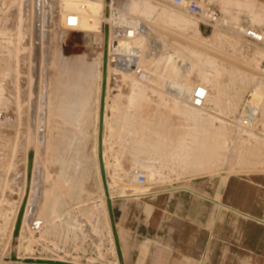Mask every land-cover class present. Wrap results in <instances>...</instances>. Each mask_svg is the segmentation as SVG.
Returning a JSON list of instances; mask_svg holds the SVG:
<instances>
[{
  "label": "rangeland",
  "instance_id": "374dc122",
  "mask_svg": "<svg viewBox=\"0 0 264 264\" xmlns=\"http://www.w3.org/2000/svg\"><path fill=\"white\" fill-rule=\"evenodd\" d=\"M34 1L35 0H0V264H20L14 262L12 257H18L20 254L21 256H32L35 258L42 257L54 259L62 258L69 261L76 260V262L83 264H121L115 245V238L111 243L110 238L107 237L109 230H111L112 233L113 230L107 207V198L104 192L99 161V120L103 80V54L105 51L104 50L102 52V49L105 47V39L100 41L102 36L100 35V32L104 31L105 26L109 22L106 18L112 17L116 10L126 12V0H117L114 4L112 3L113 0H106L107 5L101 9V14L98 18L100 19V22L98 21L99 23L93 27L94 29L88 31L86 30L85 32H78L75 30L77 29L76 27H79L78 22L76 23V21L72 22L73 26L69 25L67 17L70 12H64L60 7V2L63 0H42V3H40V9H42L40 14L42 16V29L40 34L41 39L39 37V41L41 40V44L44 42V56H46L44 57V66L46 65V80L44 86L45 95L43 99V107L39 119L38 130H40H37V132L35 129L33 130V127L30 128L32 126L33 119L28 99V92L30 91L28 72L33 54L35 53L34 47L36 46H34L35 34L33 32L32 36L30 34L34 26L33 19L35 17V11L33 10L34 7L32 8L31 6L33 3L35 4ZM150 1L158 6L152 14L144 16L137 13H129V15L139 18L145 22L154 32V38L161 43V45L155 50L150 46L147 48V52L151 53V56H154L150 63L151 71L153 73V78L150 83L145 84L138 82L134 78L133 74H131V77H126L121 73L116 72L110 59L107 65V93L105 99L103 129V158L107 172L110 198L113 201L114 214L115 203L117 200L141 198L152 193H161L168 190H187L205 197L208 196V194L204 193L201 188H198L201 187L197 186L198 184H215L216 181L221 180L228 174H231L230 176H232V174H236L238 176L264 174V141L260 140H264V124L261 122L260 112L257 115V123L252 131H244L237 123L240 116L244 113L245 102L249 99L254 86L258 85L261 87L262 94H264V54H261L262 52L264 53V45L247 43L241 33H237L236 30L227 26L221 27V30L213 32L215 30L214 27H207L198 22L195 17L186 13V11H182L183 9L181 10L180 7L174 3V0ZM196 1L203 8L205 7L215 11L224 19L226 17L222 16L224 15L223 13L227 10L228 12L232 11L229 18L231 21L234 23L237 22L242 27H247L249 25L258 29L264 28V22L260 25L258 23L257 27L256 22L255 25H253L254 22L251 23L252 21L248 15H245L242 11H240V13L238 12L240 8H237L234 3L239 0ZM244 1H246L245 3L250 2L249 0H242V3ZM43 2L46 3V5L43 4ZM109 5L112 6L109 7ZM255 5L256 8L258 7L256 10L264 11V0H256ZM163 7L184 14L190 20H193L196 24L195 26L198 25L200 27L202 33L193 36L195 38H191L192 36L187 30L180 26L172 25L169 14H159L161 13V8ZM31 9L33 10L34 16L31 13ZM108 13H110V16H108ZM101 15L105 18V20H103ZM233 15H236L235 18L238 17L241 19H237L239 20L237 21L234 19ZM243 16L246 18H242ZM31 20H33V22ZM91 20L92 22L94 21L93 19ZM103 21L106 22L104 23ZM224 21L229 22L228 20ZM42 23H44V25H42ZM233 26H236V24ZM202 41L207 44L202 43ZM30 43H32V45ZM210 45H213V47ZM110 47L111 50L116 49L113 43H110ZM222 51H225V54H230L232 58H237L239 60V67L236 64L234 65L237 67L232 64L233 60L228 61L230 60L228 59L226 60L228 62H226L224 59L225 56L223 57L224 60H222V58L219 57V54H221L219 52ZM183 62H188L200 70L202 69L210 72L214 71L217 65L223 67L220 74L222 76L219 77V80L224 83L225 88H222V90L225 89L224 94L226 95L224 97L225 99L235 97V108L237 110L233 109L230 112L223 113L219 106H216L214 102L208 101L206 107H204L202 111L216 117L217 119L224 120L231 125V133L242 139L243 143H241V155L248 159L247 162L237 164L233 167L235 169H232L229 166H224L220 169V171L213 174H203V172L191 173L189 170H173L172 167L169 166L162 170L163 176L160 174L158 175L156 166H150L149 168H144L142 166L143 164L149 162L151 164L152 161L155 164L157 160H160L157 162L160 163L161 160H163L161 159L163 158L162 154L167 153L169 150V148L167 149L164 147V149L156 151V154L153 150L152 151L154 153L149 151L145 154V156L141 154L140 157L142 159L139 162L141 166L138 163L136 165L134 164V166L127 167L126 164L133 163L131 161L126 162V159L129 156L128 149L129 152H131V145L133 143L132 140H135L137 136L135 134L132 135V132H130L131 130L129 129V133H125L127 136V138H125V131H121V129H125L121 126L122 123L118 121L117 113L118 111L124 112L123 109H126L131 113L135 112L137 114L136 117L140 115L138 117L139 120L141 118H148L147 121L151 118V114L154 112L155 116H152L150 119L153 122H150L149 120L148 123V130L150 132L149 137L152 136L151 141L153 142L157 138L156 135H153V132L155 131H162L166 133L165 137L167 138L169 144H171V142L176 143L181 141L193 132L198 136L199 141L203 142L205 147L214 146L217 144V141L220 140L217 139V135L214 134L213 129H209V127L200 119L195 121L193 117L185 111L186 105L193 106L191 103L186 100H179L175 97L166 96L163 92H161L164 84H170L171 76L173 77L171 79H176V82H182L186 89L197 87L210 89L214 86L215 81L213 79L207 80L204 76H199L198 73L193 72L190 75H184L183 69L181 68V64ZM236 69L238 72L232 73ZM238 73H241V76ZM242 74H246L247 76H243ZM251 76L252 79L254 78V81L252 80V82L250 80ZM238 77L241 78L239 79ZM245 80L247 81L245 82ZM72 83H75L78 86V97L75 99L71 98L73 94L67 95L66 93L67 89L71 87H66V85ZM133 84H135V88L133 87ZM244 84H248V87L251 86L250 89ZM235 87L237 88L235 89ZM132 91L134 93L133 99L129 102V96ZM212 92L215 93L214 90ZM144 94L148 96L147 103L149 106L148 104L147 107L145 105L142 111L138 108V105L140 98ZM240 95L243 98H241ZM82 99L83 101H81ZM84 100L86 103H84ZM110 101L111 104L109 105ZM80 102L81 104L83 103L82 106ZM119 108L121 109L119 110ZM29 109L31 113H28L29 111L27 112ZM108 109H110L112 117H115L114 119H110ZM80 110L83 115H80ZM121 112H119V116L122 114L125 115V113ZM75 113L82 119L80 120ZM78 118L79 120L77 122ZM108 120H110V123H108ZM117 122L121 125L116 124ZM27 124L29 126H27ZM119 127L121 129H118ZM30 129H32V133H30ZM68 130H70V132ZM120 131L121 133L123 132L121 137L124 139L121 141L122 138L120 139L118 137L120 141H117L118 138L115 140V137L118 136ZM68 132L71 135L69 137L70 141L68 139ZM84 132H86L87 135H83ZM107 132L110 133L107 135ZM117 132L119 133L117 134ZM126 132L128 131L126 130ZM59 133L63 136H60ZM130 133L132 137L129 136V138L131 137L129 139L128 134L130 135ZM105 136L107 138L106 141ZM59 137H63V139H60ZM55 139H57V142L59 141V144L61 141L62 144L58 145ZM65 141L69 142L66 143ZM116 142L119 143L117 144ZM64 144H67L68 146ZM61 145L64 146L59 148ZM133 145H135V141ZM147 147L150 149V146ZM169 147L171 148V146ZM26 151L28 152V155ZM30 153H32V167L31 172L29 173V170L26 168V164H29L28 158ZM108 154L110 157L107 161ZM153 154L155 161L152 158ZM156 156H161V158H157ZM58 157L59 159L66 158V161L70 160L69 164H66L68 161L65 162L64 159L62 160L64 163H62L61 159L59 160ZM75 157L78 158L75 159ZM71 158L75 162H71ZM34 160L36 161L35 163ZM79 160L81 161L79 162ZM145 160L146 162L144 163ZM59 162H61V167L64 164L63 166L67 171L63 167L62 170ZM77 162H79V164H76ZM27 167L29 169L28 165ZM24 168L27 171H25ZM60 170L66 171H64V173L67 175L68 179H72L73 177L77 181L80 179L79 183L82 184L83 182L81 185L83 191L87 190V192L84 191L86 194H83L85 196L81 197L83 198L82 200H85L87 205L92 204V206H96V217L93 219L90 217L89 219L92 220L94 225H98L99 223L101 225V248L96 244L100 243V240L95 239L101 238V236H95L92 231L91 223L88 221L89 216L87 215V218L84 216V211H86L89 207H81L78 205L76 206L74 212H71L70 210L72 209V206L69 202H67L70 200L69 198L71 196V194L67 195L69 193L67 188L71 186L65 187L64 184L61 185V189L64 191H61L64 197V203L62 205V208H64L62 209V215L64 216L61 215V218L64 217L66 221L73 219L77 220V222L82 226L80 229L81 233L73 231L74 233L70 232L68 235L69 237L65 233H61L60 235H56L55 233L53 235L51 233H45L44 235L46 236H42L41 228L43 227L44 229L46 217L41 215L40 207L43 204V200L46 202V199L50 198L49 195L46 198L47 193L54 187V182H56L55 184L58 183L57 179L59 180V176L63 174ZM24 171L26 173H24ZM147 172H153L155 174V179L153 176L148 175ZM137 173L145 174L146 182L144 184L146 188L140 186L141 182H139L137 178ZM33 175L35 179L33 178ZM76 177L79 178L77 179ZM25 178L28 179L25 180ZM143 190L145 191L143 192ZM24 193L26 194L24 195ZM49 193L51 194V192ZM23 197H25V199H23ZM20 198H22L21 200L23 202L26 200V204L20 225L21 231H19L18 237H15L14 234L17 224L12 226L15 222L12 217H16L15 219L18 221L21 205H23L22 201L20 202ZM17 205L20 207L18 213L16 208ZM14 209L16 211H14ZM6 212H8V215L4 217L3 214ZM69 212H71V215L68 214ZM40 218H42L43 221ZM64 219L61 221H64ZM97 221L99 222L98 224ZM106 222L110 229L105 227ZM48 225H50V223H48ZM34 226H36V228ZM22 228L25 229L23 230ZM11 234L12 236H10ZM37 234H39L38 239ZM22 235L23 238H25L24 240L21 237ZM32 236L36 238V242ZM15 238L20 239H17V242ZM30 238H32V240H30ZM54 238L56 240H53ZM74 239L77 240V243ZM19 241L20 243H24L26 245H29L30 242V244H32L30 245L32 246L31 249L28 250L21 247ZM42 241L44 242L43 244ZM52 241H54V243ZM24 249L28 251L26 252ZM123 258L125 264L126 256L124 253Z\"/></svg>",
  "mask_w": 264,
  "mask_h": 264
},
{
  "label": "bare ground",
  "instance_id": "6f19581e",
  "mask_svg": "<svg viewBox=\"0 0 264 264\" xmlns=\"http://www.w3.org/2000/svg\"><path fill=\"white\" fill-rule=\"evenodd\" d=\"M61 1V0H60ZM115 1H117V0H113V4H114V2ZM167 1V0H166ZM168 1H173V0H168ZM248 1V0H247ZM250 2H248V3H245L246 1H244L243 3H242V0H239V1H237V2H235L234 4L236 5V7L237 8H240L239 9V13H240V11H242V13L244 12L245 13V15H248L249 16V18L251 19V23H253L254 22V24L253 25H255V22H256V24H257V27H258V23H259V25L261 24V23H263L264 22V11L262 10V11H259V10H256L257 8H256V5H255V1L254 0H249ZM33 2V1H32ZM35 2V4L33 5H31L32 6V8L34 7V11H35V17H34V19H33V17H32V19L34 20V22H33V20H31L32 22H33V31L31 30V36H32V32L35 34V43H34V46H32V47H34L35 49V53L33 54V58H32V60H31V63H30V66H29V95H28V99H29V104H30V108H31V112H32V119H33V123H32V126H31V124L28 122V124H30V128H32L33 127V130L35 129L36 130V132H37V130H38V128H39V119H40V115H41V110H42V105H43V99H44V95H45V92H44V86H45V80H46V78H45V66H44V57H46V56H44V45H43V43L41 44V40L39 41V37H40V34H41V29H42V26H41V10L42 9H40L41 7H40V3H42V0H35L34 1ZM61 4H60V7H61V9H62V11H64V12H70V13H68L69 14V16L67 17V20L69 21V24H72V22L73 21H76V23L78 22V26L79 27H76L77 29H75V30H77L78 32L80 31V32H85L86 30L88 31V30H92V29H94L93 27H95L100 21V19H98L99 18V15L101 14V9L102 8H104L107 4H106V0H63V1H61L60 2ZM43 4H45L46 5V3H44L43 2ZM258 4V3H257ZM125 5H127V9H126V12L125 11H120V10H116L115 11V14L112 16V17H109V18H106V20L107 21H109L108 22V24H107V26L109 27V42H108V61H109V59L111 60V62H112V65H114V69H115V71L116 72H119V73H121L122 75H124V76H126V77H131V74H133V76H134V78L138 81V82H142V83H145V84H149L150 83V81H151V79L153 78V73H152V71H151V65H150V63H151V60L153 59V57L154 56H151V54L150 53H147V50H146V47H147V43L148 42H150V43H155L156 45H158V46H160L161 45V43H160V41H158V40H156L154 37H155V34H154V32L151 30V28L145 23V22H143L141 19H139V18H136V17H133L132 15H129V13L130 14H132V13H137V14H141V15H144V16H148L149 14H152L156 9H157V7L158 6H156L154 3H152L150 0H126V3H125ZM112 5H109V7H111ZM259 6V5H258ZM114 7V6H113ZM179 7V6H178ZM235 7V8H236ZM205 8V7H204ZM236 8V9H237ZM44 9V8H43ZM180 9L182 10L183 8H181L180 7ZM261 9V8H260ZM32 10V9H31ZM33 10H32V15H33ZM161 13H159L160 15H162V14H165V15H167V14H169V16H170V18H171V21H172V25H174V26H180V27H182L183 29H185V30H187L190 34H191V38H195V37H193V36H195V35H197V34H200V33H202V31L200 30V27L197 25V26H195L196 24L193 22V20H190L187 16H185L184 14H182V13H178V12H176L175 10H171V9H169V8H161ZM238 10V9H237ZM43 11H45V10H43ZM182 11H184L185 12V10L183 9ZM229 11H231V10H229ZM232 12V11H231ZM231 12H228V10L227 11H225L223 14L224 15H222V16H224V17H226L225 19L224 18H222L221 17V22H220V24H218V25H216L215 27H214V31L213 32H216V31H219V30H221L222 28L221 27H224V26H227V27H230V28H233L234 30H236V32L237 33H241V31L243 30V28L245 27H242L240 24H238L237 22L236 23H234L233 21H231V19L229 18V16H230V14H231ZM187 13V12H186ZM233 14V13H232ZM238 15V14H237ZM34 16V15H33ZM64 16H65V14H64ZM108 16H110V13H108ZM234 16V15H233ZM236 16V15H235ZM235 16H234V19H241V18H235ZM248 16H247V18H248ZM101 17H102V15H101ZM103 18V17H102ZM232 18V17H231ZM242 18H244V16L242 17ZM246 18V17H245ZM244 18V19H245ZM249 18H248V20H249ZM22 19V18H21ZM91 19H93L94 21L92 22V20ZM234 19H232V20H234ZM103 20H105V18H103ZM224 20H228L229 22H227V21H224ZM239 20H237V21H239ZM30 21V22H31ZM99 21V22H98ZM31 22V23H32ZM104 23L106 22V21H103ZM230 22H232V23H234V24H236V26H238V27H236V26H233L234 24H232V23H230ZM249 22V21H248ZM132 24V25H140L141 26V28L143 29V31L144 32H140L139 34H137V35H135V36H133V37H129V36H127V35H123L119 30H116L115 28H114V25H119V26H122V25H127V24ZM32 25V24H31ZM42 25H44V23H42ZM73 25V24H72ZM74 25H77V24H74ZM240 25V26H239ZM252 25V24H251ZM249 26V25H248ZM262 26V25H261ZM263 26H264V24H263ZM32 27V26H31ZM44 29V28H43ZM69 30V29H68ZM42 33L44 34V32L42 31ZM43 34H42V36H43ZM100 35H102L101 36V40L100 41H102L103 39H105V28H104V31H102V32H100ZM44 37V36H43ZM40 39H41V37H40ZM42 39H44V38H42ZM34 40V39H33ZM31 42H33L32 40H30ZM29 41V42H30ZM201 42V41H200ZM110 43H113V45H114V47L116 48V49H114V50H111V47H110ZM202 43H205L204 41H202ZM31 45H32V43H30ZM205 44H207V43H205ZM30 45V46H31ZM211 47H213V45H210ZM31 48V47H30ZM142 49V51H138V58H136L135 57V49ZM29 50H31V49H29ZM33 50V51H34ZM105 50V47L102 49V52ZM219 50V49H218ZM218 50H217V53H218ZM32 51V50H31ZM130 51V52H129ZM219 51H221V50H219ZM30 52V51H29ZM105 52V51H104ZM225 52V51H224ZM223 51L222 52H219V53H221V54H219V57H221L222 58V60H224L225 59V61L226 60H228V59H230V60H228V61H231V60H233L232 61V64L234 65V64H236L238 67H239V60L237 59V58H232L231 57V55L229 56L227 53V55L224 53ZM259 52V51H258ZM261 52V51H260ZM31 53H33V52H31ZM261 54H264L263 52L261 53ZM221 55H223V56H221ZM31 56V55H30ZM103 56H104V54H103ZM225 56V58L223 59V57ZM31 59V58H30ZM134 59V61L135 62H137L140 66H142V67H144L147 71H148V78L146 79V80H144V81H142V80H139L136 76H135V74H134V72L133 71H131V70H129V69H127V60H129V61H132ZM45 60H46V58H45ZM228 61H226V62H228ZM46 62V61H45ZM231 64V65H232ZM108 65V64H107ZM232 65V66H233ZM236 65H234V66H236ZM248 65H250V64H248ZM187 66V67H186ZM236 66V67H237ZM186 67V68H185ZM181 68L183 69V74L184 75H190L191 73H198L199 74V76H204L207 80H214L215 81V84H214V86H212L210 89H207V88H205V89H207V91H208V96H207V100H206V105H207V102L208 101H210V102H214L215 103V105L216 106H219L220 107V110L224 113H227V112H230V111H232L233 109H236L235 108V106H236V101H235V97L233 98H228V99H225V95L226 94H224L225 92H224V90H222V88L224 87V83H222L220 80H219V77L220 76H222V75H220L221 74V70H222V66H219V65H217L216 67H215V70L214 71H212V72H210V71H207V70H200L199 68H197V67H195V66H193V65H191L190 63H188V62H183L182 64H181ZM224 68H226V67H224ZM234 69V68H233ZM238 69V68H237ZM235 70V71H233L232 73H237L238 72V70ZM247 70V69H246ZM224 71V70H223ZM244 71V70H243ZM223 73V72H222ZM252 73V72H251ZM174 74H175V69H174ZM223 74H225V73H223ZM230 74V73H229ZM238 74H240V76H241V73H238ZM252 74H254V73H252ZM251 74V75H252ZM173 75V74H172ZM243 76H247L246 74H242ZM236 76H237V74H236ZM252 76H254V75H252ZM252 76H251V78H250V80H251V82H252V80L254 79H252ZM250 77V76H249ZM171 78H173L172 76H171ZM170 78V84H164V86H163V88L161 89V92H163L166 96H170V97H175V98H177V99H179V100H186V101H188L189 103H191V97H192V94H193V92L198 88H190V89H186L184 86H183V83L182 82H176V79H171ZM239 78V77H238ZM241 78V77H240ZM239 78V79H240ZM243 78V77H242ZM256 78V77H255ZM235 80V79H234ZM243 80V79H242ZM235 81H237V80H235ZM241 81V80H240ZM247 80H245V82H246ZM254 81V80H253ZM250 82V81H249ZM240 83V82H239ZM241 83H243V82H241ZM254 83V82H253ZM256 83V82H255ZM134 85L135 84H133V87H134ZM137 85V84H136ZM236 85V84H235ZM244 85H246L247 87H248V84H244ZM69 86H71L70 88H68L67 89V91H66V93H67V95H72V99L74 98H77L78 97V86L75 84V83H72V84H68V85H66V87H69ZM242 86V85H241ZM260 86H261V84H260ZM136 87V86H135ZM134 87V88H135ZM251 87V86H250ZM250 87H248L249 89H250ZM134 88H132V89H134ZM202 88H204V87H202ZM225 88V87H224ZM237 87H235V89H236ZM247 88V89H248ZM232 89H233V87H232ZM248 89V90H249ZM136 90V89H135ZM142 90V89H141ZM214 90L215 91V93H213L212 91ZM240 90H242V89H240ZM227 91V90H226ZM245 91V90H244ZM247 91V90H246ZM237 92V91H236ZM146 93V92H145ZM242 93V92H241ZM133 91H132V93H131V95L129 96V102L130 101H132V99H133ZM143 94V93H142ZM246 94V93H245ZM243 95V94H242ZM234 96V95H233ZM240 97H241V95H240ZM71 98H70V101H71ZM167 98V97H166ZM237 98H238V96H237ZM241 98H243V97H241ZM247 98V97H246ZM148 99V96L147 95H143L141 98H140V100H139V105H138V108H140V110H142L143 109V107L146 105V107H147V100ZM163 99H165V98H163ZM239 99V98H238ZM81 101H83V99L81 100ZM28 103V102H27ZM70 103V102H69ZM84 103H86L85 102V100H84ZM132 103V102H131ZM68 104V103H67ZM80 104H81V102H80ZM72 105V104H71ZM83 105V103L81 104V106ZM206 105H205V107H206ZM67 106V105H66ZM148 106H149V104H148ZM85 107H86V104H85ZM237 107H238V105H237ZM78 108V107H77ZM83 108H84V106H83ZM80 109V108H79ZM79 109H78V112H79ZM121 108H119V110H120ZM128 109V108H127ZM204 109V107H202V108H197V107H194V106H188V105H186L185 106V111H187L192 117H193V119L195 120V121H197V120H201L205 125H207L208 127H209V129H213L214 130V134H216L217 135V139H220L219 141H217V144L216 145H214V146H207V147H205V145H203V142H200L199 141V138H198V136L193 132L192 134H189V136L188 137H186L185 139L183 138V140H181V141H178V142H176V143H172L171 142V144H169L168 143V140H167V138L165 137V134L166 133H164V132H162V131H158V132H153V135H156L157 136V138L155 139V141L153 142V141H151V138H152V136H150L149 137V135H150V132H149V130H148V128H149V120L152 118V116H155L154 115V112L151 114V118H149V120L147 121V119H140L139 120V116H137L136 117V113L134 112V113H131V112H129V111H127L126 109L124 110L123 109V111L124 112H121V111H118V113H117V116H118V121L120 122V123H122V125L121 124H118V122L116 123V124H118V125H121V126H123V129H125V130H122L120 127L118 128V129H121V131H125L124 132V135L126 136V134L125 133H129V129L131 130L130 132H132V135L133 134H135L136 136H137V138H136V136H135V140L133 139L132 140V142L134 143V141H135V146H136V148L135 149H138V153L136 152V153H134L135 155V157H134V164L136 165V164H138L140 161H141V154H143L144 156H145V154L147 153V152H149V151H155V154L157 153L156 151H160V150H162V149H164V147L165 148H169V150L167 151V153H163L162 154V157L163 158H161V156H158L159 158H161V159H163V160H161V162L160 163H157V162H159L157 159V164L155 163H153V161H152V163L150 164V162L149 163H146V164H143L142 166L144 167V168H149L150 166H156L157 167V173H158V175L160 174V175H162V170L163 169H165L166 167H169V166H171L172 167V169L173 170H186V171H190L191 173H198V172H203V174H213V173H216V172H218V171H220V169H222V167H224V166H229V167H231L232 169H235V168H233L234 166H236L237 164H241V162H247V160L248 159H246L244 156H242L241 155V151H242V146H241V143H243L242 142V139L239 137V136H235V135H233L232 133H231V131H230V124L228 123V122H226V121H224V120H221V119H217L216 117H213V116H211V115H209V114H206V113H204L202 110ZM68 110H69V108H68ZM237 110V109H236ZM29 111V112H28ZM67 111V110H66ZM143 111V110H142ZM148 111V110H147ZM27 112L28 113H31L30 112V109L29 110H27ZM75 112V111H74ZM83 112V111H82ZM119 112H121V113H125V115L124 114H122L121 116H119ZM151 112V111H150ZM234 112V111H233ZM259 112H260V119H261V122L264 124V94H262V88L261 87H259L258 85H255L254 86V89H253V91L251 92V94H250V97H249V99L245 102V106H244V114H250V115H252V117H253V120H254V124H253V126L251 127L252 129H244V128H242L244 131H252L253 130V128L255 127V125H256V123H257V115L259 114ZM26 113V112H25ZM68 113V112H67ZM71 113V112H70ZM138 113V112H137ZM157 113V112H156ZM232 113V112H231ZM82 113H81V110H80V115H81ZM141 114V113H140ZM29 115H31V114H29ZM75 115L77 116V117H79L76 113H75ZM83 115V114H82ZM115 115V114H114ZM135 115V116H134ZM142 115V114H141ZM116 116V117H117ZM142 117V116H141ZM147 117V116H146ZM31 118V117H30ZM74 118V117H73ZM80 118V120L82 119L81 117H79ZM79 118L77 119V122H78V120H79ZM115 118V117H114ZM113 118V119H114ZM138 120H137V119ZM106 119H107V116H106ZM31 120V119H30ZM67 120V119H66ZM116 120V119H115ZM138 122H137V121ZM142 120V121H141ZM153 120H154V118H153ZM27 121H28V119H27ZM32 121V120H31ZM70 121V120H69ZM109 121V122H108ZM107 122L108 123H110V120H108ZM159 121V120H158ZM75 122H76V120H75ZM150 122H153V121H151L150 120ZM160 122V121H159ZM241 122V121H240ZM106 123V122H105ZM27 124V126H29ZM107 124V123H106ZM115 124V125H116ZM109 126V125H108ZM117 126V125H116ZM50 128V127H49ZM111 128V127H110ZM114 129V128H113ZM134 129H135V131H134ZM31 130V132L30 133H32V129H30ZM40 130V129H39ZM38 130V131H39ZM126 130L128 131V132H126ZM133 130V131H132ZM28 131V130H27ZM69 132H70V130H68ZM121 131H120V133L119 132H117V134H118V136H117V134H116V136L117 137H115V140H116V138H122L121 136V134H123V132L121 133ZM51 132H52V130H51ZM68 132V134H69V136L67 135V134H65V135H67L68 136V139H69V137L71 136L70 135V133ZM66 133H67V131H66ZM27 134H28V132H27ZM52 134V133H51ZM86 134V132H84L83 133V135H85ZM31 135V134H30ZM59 135H60V133H59ZM64 135V136H65ZM87 135V134H86ZM27 136V135H26ZM51 136V135H50ZM60 136H63V135H60ZM81 136H82V134H81ZM129 136H131V133H130V135L128 134V138H129ZM52 137V136H51ZM88 137V136H87ZM86 137V138H87ZM132 137V136H131ZM130 137V138H131ZM28 138H29V136H28ZM57 138H58V136H57ZM60 138V137H59ZM65 138V137H64ZM83 138H85V137H83ZM113 138V137H112ZM119 138H118V140L117 141H120L119 140ZM125 138H127V136L125 137ZM129 138V139H130ZM155 138V137H154ZM30 139V138H29ZM52 139H54V138H52ZM60 139H63V137L62 138H60ZM88 139V138H87ZM124 138H122L121 139V141L123 140ZM208 139V138H207ZM50 140H51V138H50ZM56 140V142H57V139H55ZM65 140V139H64ZM67 140V139H66ZM107 140V138H106V136H105V141ZM127 140V139H126ZM260 140H262V141H264L263 139H260ZM69 141H70V139H69ZM69 141H65L66 143H68ZM104 141V142H105ZM131 141V140H130ZM59 142V141H58ZM57 142V143H58ZM63 142V141H62ZM64 142V143H65ZM124 142V141H123ZM126 142V141H125ZM128 142H129V140H128ZM28 143H31V142H28ZM117 143V142H116ZM119 143V142H118ZM117 143V144H118ZM122 143V142H121ZM133 143H132V145L131 146H133ZM53 144H56V143H53ZM60 144H62L61 143V141H60ZM59 143H58V145H60ZM123 144V143H122ZM137 144V145H136ZM64 145H67V144H64ZM63 145V146H64ZM31 146V145H30ZM55 146V145H54ZM62 145L59 147V148H62L63 147ZM68 146V145H67ZM147 146H150V149L147 147ZM167 146V147H166ZM169 146H171V148L169 147ZM51 147H52V145H51ZM66 147V146H65ZM65 147H64V149H65ZM152 147V148H151ZM28 149V148H27ZM32 149V148H31ZM54 149H55V147H54ZM57 149V148H56ZM64 149H63V151H64ZM134 149V148H133ZM29 150H30V148H29ZM52 150V149H51ZM62 150V149H61ZM28 151V150H27ZM26 151V152H27ZM152 151V153H154ZM165 151V150H164ZM54 152V151H53ZM52 152V153H53ZM34 153V152H33ZM35 153H36V150H35ZM51 153V154H52ZM132 153V152H131ZM151 153V154H152ZM26 154V153H25ZM63 154V153H62ZM138 154V155H137ZM27 155H28V152H27ZM160 155H161V152H160ZM36 156V155H35ZM53 156V155H52ZM51 156V157H52ZM54 156H56V155H54ZM61 156V155H60ZM76 156V155H75ZM137 156H138V159H137ZM147 156H148V154H147ZM150 156V155H149ZM74 157V156H73ZM143 157V156H142ZM154 157V154H153V156H152V158ZM157 157V156H156ZM157 157V158H158ZM36 158V157H35ZM56 158V157H55ZM63 158V157H62ZM78 157H75V159H77ZM132 158V157H131ZM155 158V157H154ZM154 158H153V160H154ZM29 164H26V168H27V170H29L28 172L30 173L31 172V167H32V153H30L29 154ZM58 159H59V157H58ZM61 159V158H60ZM59 159V160H60ZM64 160L66 159V158H63ZM63 159H61V161L63 160ZM74 159V158H73ZM74 159V160H75ZM81 159V158H80ZM118 159V158H117ZM150 159V158H149ZM37 160H38V157H37ZM52 160H54V159H52ZM82 160V159H81ZM81 160H79V162L81 161ZM151 160V159H150ZM167 160V161H166ZM50 161V160H49ZM55 161H56V159H55ZM58 161V160H57ZM68 161V163H66V164H69V162H70V160H67ZM66 160H65V162H67ZM155 161V160H154ZM36 161L34 160V163H35ZM71 162H75V161H73L72 160V158H71ZM79 162H77L76 164H79ZM146 162V160L144 161V163ZM251 162V161H250ZM26 163V162H25ZM60 163V167H61V162H59ZM62 163H64V161H62ZM143 163V162H142ZM37 164V163H36ZM65 164V165H66ZM140 164V163H139ZM27 165L29 166V169H28V167H27ZM38 165V164H37ZM64 165V164H63ZM62 165V167L64 168V166ZM70 165H71V163H70ZM73 165V164H72ZM140 166H141V164H140ZM33 167H34V165H33ZM61 167V168H62ZM63 168H62V170H63ZM231 168H230V170H231ZM25 169V168H24ZM65 169V168H64ZM26 169H25V171H27ZM66 170V169H65ZM64 170V171H65ZM24 171V173H26ZM36 171V170H35ZM61 171V170H60ZM60 171H59V173H60ZM64 171H61V172H63V174H61L60 176H59V180H61V181H59L58 179H57V181H58V183L57 184H55L56 182H54V187L52 188V189H50V191L49 192H51V194L48 192L47 193V195H46V198L48 197V195H49V199L47 198L46 200V202L43 200V204L41 205V207H40V212H41V215L43 216V217H46V220H45V226H44V229H46L45 227H46V225H48V223H50V229H49V233H51V234H58V235H60L61 233H65L67 236L70 234V232H80L81 233V231H80V229H81V225H80V223H78L77 222V220H75V219H73V220H65L64 219V217L63 218H61V215H62V209H64V208H62V205H63V203H64V197H63V195H62V192L61 191H63L62 189H61V185H65V187L67 186H71V187H69V188H67V190H68V192H66V193H68L67 195H69V194H71V196H70V200H66L67 202H69L70 204H71V206H72V209L70 210L71 212L73 211L74 212V210L76 209V206H78V205H80L81 207L83 206V207H89V208H87L86 209V211H84V216L87 218L88 216V221L91 223V227H92V231H93V233L95 234V236H101V234H100V232H101V225H100V223L97 221V224L98 225H94L93 223H92V220H90L89 218L90 217H92V219L94 218V217H96V214H97V208H96V206H92V204L90 205V204H88L87 205V203L85 202V200H82L83 198H81L82 196H85V195H83V194H86V193H84V191H83V188H82V184H83V182H82V184L81 183H79V180L77 181V180H75V178L73 177L72 179L71 178H67V175L64 173ZM67 171V170H66ZM65 171V172H66ZM233 171V170H232ZM235 171H238V170H235ZM243 171H245V170H243ZM247 171V170H246ZM172 172V171H171ZM228 172V171H227ZM231 172V171H230ZM34 173V172H33ZM148 173V175H150V176H153V178L155 177L154 175V173L153 172H147ZM175 173V172H174ZM188 173V172H187ZM189 174V173H188ZM218 174V173H217ZM26 175V174H25ZM27 175H28V173H27ZM59 175V174H58ZM84 175V174H83ZM185 175V174H184ZM230 175L231 174H228L227 176H225V177H223V179H228L229 177H230ZM233 175V174H232ZM236 175V174H235ZM163 176V175H162ZM25 177H27V176H25ZM83 177V176H82ZM169 177V176H168ZM33 178H34V175H33ZM33 178H32V180H33ZM77 178V177H76ZM79 178V177H78ZM77 178V179H78ZM85 178V177H84ZM28 179V178H27ZM26 178H25V180H27ZM35 179V178H34ZM56 179V178H55ZM149 179V178H148ZM147 179V180H148ZM155 179V178H154ZM210 180V179H209ZM81 181H82V178H81ZM168 181V180H167ZM25 182H27V181H25ZM24 182V183H25ZM33 182H34V180H33ZM148 182H149V180H148ZM147 182V183H148ZM161 182V181H160ZM163 183H164V181H163ZM66 184H70V185H66ZM71 184H73V185H71ZM25 185V184H24ZM140 186L141 187H145V184L144 183H141L140 184ZM26 187V186H25ZM25 187H24V189H25ZM28 187V186H27ZM33 187V186H32ZM84 187V186H83ZM137 187V186H136ZM63 188V187H62ZM140 188V187H139ZM146 188V187H145ZM27 189V188H26ZM84 189H85V187H84ZM142 189V188H141ZM52 190V191H51ZM26 191V190H25ZM145 190H143V192H144ZM64 192V191H63ZM85 192H87V190L85 191ZM45 193V192H44ZM26 193H24V195H25ZM31 194V193H30ZM29 194V195H30ZM64 194V193H63ZM66 195V196H67ZM74 195V196H73ZM27 196V195H26ZM22 197V196H21ZM52 197V198H51ZM69 197V196H68ZM205 197H207V198H209V199H211V200H213V202H216V203H220V197L219 196H216V198H213V197H211L210 195H208V196H205ZM45 198V197H44ZM22 198H20V202L22 201L21 200ZM23 199H25V197H23ZM140 198H134V199H128V201H130V202H132V201H137V200H139ZM71 201V202H70ZM205 201V200H204ZM19 203V202H18ZM22 203H23V205H21V203H20V205H21V210H20V207L17 205V213H18V211L20 210V213H19V217H18V221H16V217L15 218H13L12 217V219H14L15 220V222H14V225H12V226H15L16 224V230H15V234H14V236L15 237H18V233H19V231H21L20 230V225H21V221H22V218H23V213H24V210H25V204H26V200H24V202L22 201ZM66 203V202H65ZM86 203V204H85ZM209 203V202H208ZM82 204H84V205H82ZM46 205V206H45ZM220 205V204H219ZM68 206H69V204H68ZM222 207H225L224 205H221ZM73 207H75V208H73ZM15 208V209H16ZM220 208V207H219ZM230 208V207H229ZM14 209V211H16ZM28 209H29V206H28ZM28 209H27V211H28ZM214 210H215V208H214ZM5 212V211H4ZM71 212H69L68 214H70L71 215ZM8 215V212H6V213H4L3 214V216L5 217V216H7ZM14 215V214H13ZM16 215V214H15ZM18 215V214H17ZM26 215V214H25ZM88 215V216H87ZM27 216H28V214H27ZM41 216V217H42ZM62 216H64V215H62ZM98 217V216H97ZM27 218V217H26ZM99 218V217H98ZM97 218V219H98ZM251 218V217H250ZM42 221H43V219L42 218H40ZM62 219H64V221H61ZM188 221H189V219H187ZM13 221V220H12ZM26 221H27V219H26ZM195 221V220H194ZM197 221V220H196ZM213 221V220H212ZM211 221V222H212ZM187 222V221H186ZM189 223V222H188ZM13 224V223H12ZM27 224V223H26ZM37 224V223H36ZM40 224V223H39ZM190 224V223H189ZM23 225V224H22ZM190 225H192V222H191V224ZM195 225V224H194ZM200 225V224H199ZM11 226V227H12ZM175 226H177V225H175ZM196 226V225H195ZM210 226H212L213 227V225L211 224ZM35 228H36V226H34ZM105 227L106 228H108V229H110L109 228V225L107 224V222H106V224H105ZM188 227H189V225H188ZM199 227V226H198ZM15 228V227H14ZM14 228H13V230H14ZM192 228H193V226H192ZM194 228H196V227H194ZM23 229V228H22ZM25 229V228H24ZM23 229V230H24ZM211 229V228H210ZM213 229V228H212ZM22 230V231H23ZM34 231H36V230H34ZM130 231V230H129ZM193 231H195V230H193ZM200 231V230H199ZM210 231V230H209ZM213 231V230H212ZM13 232V231H12ZM11 232V233H12ZM44 232H45V230H44ZM73 232V233H74ZM128 232V231H127ZM191 232V231H190ZM197 232V231H196ZM72 233V234H73ZM92 233V234H93ZM198 233V232H197ZM24 234H25V232H24ZM23 234V235H24ZM71 234V235H72ZM76 234V233H75ZM192 234V233H191ZM195 234V233H194ZM199 235H200V233H198ZM23 235L21 236L22 237V239L24 240L25 238H23ZM33 235V234H32ZM64 235V234H63ZM193 235V234H192ZM199 235H197V236H199ZM203 235V234H202ZM201 235V236H202ZM10 236H12V234L10 235ZM46 235H44V237H45ZM104 236V235H103ZM124 236H126V235H124ZM33 237V236H32ZM69 237V236H68ZM78 237V236H77ZM107 237H109L110 238V241H111V243L114 241V236H113V233H112V231L111 230H109V232H108V235H107ZM192 237V236H191ZM14 238V237H13ZM13 238H12V240H13ZM27 238V237H26ZM34 239H35V242H36V238L35 237H33ZM62 238V237H61ZM94 238V237H93ZM201 238V237H200ZM206 238V237H205ZM204 238V239H205ZM16 239V241H17V239H20V238H15ZM68 239V238H67ZM96 240L98 239V240H100V243H96L100 248H101V245H102V243H101V241H102V236H101V238H95ZM175 239V238H174ZM9 240H10V238H9ZM8 240V241H9ZM11 240V241H12ZM29 240V239H28ZM27 240V241H28ZM30 240H32V238H30ZM65 240V239H64ZM75 241H76V243H77V240L76 239H74ZM131 240V239H130ZM176 240V239H175ZM190 240V239H189ZM191 240H193V238H191ZM34 241V240H33ZM72 241V240H71ZM195 241V240H194ZM209 241V240H208ZM18 242V241H17ZM25 242V241H24ZM65 242V241H64ZM74 242V241H73ZM97 242V241H96ZM131 242V241H130ZM151 242V241H150ZM191 242V241H190ZM19 243H20V241H19ZM18 243V244H19ZM26 243V242H25ZM28 243V242H27ZM67 243V242H66ZM192 243V242H191ZM209 243V242H208ZM21 244V247H24L25 249H28V250H30L31 249V247L32 246H30V245H32V244H30V242H29V245L27 244H24V243H20ZM159 244H161V243H159ZM96 245V246H97ZM196 245V244H195ZM134 246V245H133ZM142 246H144V245H142ZM187 246V245H186ZM19 247V246H18ZM20 247V248H21ZM98 247V248H99ZM150 248V247H149ZM191 248V247H190ZM24 249V250H25ZM121 249H122V252L125 254V256H126V253H125V250H124V248H122L121 247ZM18 250V249H17ZM27 250V251H28ZM100 250V249H99ZM26 251V250H25ZM26 251V252H27ZM170 251V250H169ZM173 251V250H172ZM175 252V251H174ZM173 252V253H174ZM138 254V253H137ZM176 254V253H175ZM180 254V253H179ZM206 254V253H205ZM100 255V254H99ZM184 256V255H183ZM13 257V260H14V262H16V263H20V264H83V263H80V262H76V260H72V261H69V260H65V259H62V258H60V259H54V258H42V257H39V258H35V257H32V256H21V254H20V256H18V257H16V256H12ZM182 257V256H181ZM190 257V256H189ZM192 257V256H191ZM101 258H102V256H101ZM173 258H174V254H173ZM177 257L175 256V259H176ZM29 259H31L32 261H30V262H28L29 261ZM189 259V258H188ZM191 259V258H190ZM28 260V261H27ZM179 260H181V259H179ZM186 260V259H185ZM38 261H42L41 263H39ZM132 261V260H131ZM176 261H177V259H176ZM172 262V261H171ZM180 263V262H179ZM91 264V263H90ZM182 264V263H181Z\"/></svg>",
  "mask_w": 264,
  "mask_h": 264
},
{
  "label": "crops",
  "instance_id": "0c3cea01",
  "mask_svg": "<svg viewBox=\"0 0 264 264\" xmlns=\"http://www.w3.org/2000/svg\"><path fill=\"white\" fill-rule=\"evenodd\" d=\"M108 115L113 118L110 109ZM135 148L133 145L132 153L128 149L126 162L134 161ZM126 166H134V162ZM197 186L213 198L219 196L220 205L187 190L116 201L125 264H264V174L232 175L215 184ZM45 228H41L42 236L49 233L50 225Z\"/></svg>",
  "mask_w": 264,
  "mask_h": 264
},
{
  "label": "built area",
  "instance_id": "2783aa9c",
  "mask_svg": "<svg viewBox=\"0 0 264 264\" xmlns=\"http://www.w3.org/2000/svg\"><path fill=\"white\" fill-rule=\"evenodd\" d=\"M174 3L177 6L183 8L188 14L195 17V19H197L198 22L202 23L204 26L215 27L221 22V17L218 15V13L212 11L211 9L203 8L196 0H174ZM69 25L73 26L71 24ZM114 28L116 30H119L123 35H127L129 37H133L139 34L141 31L144 32L140 25H132L130 23L122 26L114 25ZM241 34L244 40L249 44L264 45V28L258 29L255 27L247 26L243 28ZM149 46L154 50L158 47V45H156L155 43L148 42L146 50ZM138 51H142V49H135L136 58H138ZM126 67L127 69L133 71L135 76L139 80L144 81L148 78V71L144 67L140 66L137 62H135L134 59L132 61L127 60ZM207 96V89L198 87L192 94L191 104L198 108L205 107ZM237 123L244 129H252L251 127L254 124V120L252 115L243 113ZM136 175L139 182H146L145 174L137 173Z\"/></svg>",
  "mask_w": 264,
  "mask_h": 264
},
{
  "label": "water",
  "instance_id": "95a60500",
  "mask_svg": "<svg viewBox=\"0 0 264 264\" xmlns=\"http://www.w3.org/2000/svg\"><path fill=\"white\" fill-rule=\"evenodd\" d=\"M105 52H104V63H103V80H102V89H101V102H100V120H99V161H100V169L103 180L104 192L107 198V207L109 211L111 226L115 238V245L119 257V261L121 264H124L123 253L121 249L120 239L118 235L116 219L113 208V201L110 198V190L108 186L107 180V172L105 168L104 158H103V129H104V117H105V99L107 93V64H108V42H109V27L105 26ZM28 261V260H27ZM32 261L29 259L28 262ZM41 263L42 261H38Z\"/></svg>",
  "mask_w": 264,
  "mask_h": 264
}]
</instances>
